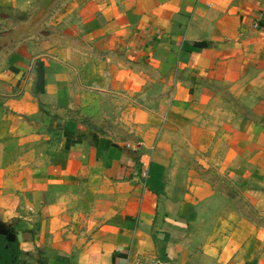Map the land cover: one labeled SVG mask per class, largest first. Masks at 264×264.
I'll use <instances>...</instances> for the list:
<instances>
[{
    "label": "crops",
    "instance_id": "0c3cea01",
    "mask_svg": "<svg viewBox=\"0 0 264 264\" xmlns=\"http://www.w3.org/2000/svg\"><path fill=\"white\" fill-rule=\"evenodd\" d=\"M58 17L65 44L0 99L10 263L264 264V0H72ZM184 142L220 148L252 217L170 160Z\"/></svg>",
    "mask_w": 264,
    "mask_h": 264
},
{
    "label": "rangeland",
    "instance_id": "374dc122",
    "mask_svg": "<svg viewBox=\"0 0 264 264\" xmlns=\"http://www.w3.org/2000/svg\"><path fill=\"white\" fill-rule=\"evenodd\" d=\"M71 1L20 0L17 7L0 8V99H5L14 90L21 95L22 88L17 89L16 84L19 82L21 87L28 79V75L21 74L30 73L41 55L47 51V45L58 46L63 41L64 24L58 16ZM17 74L20 76L16 79ZM185 144L169 148L170 160L178 163L182 171L187 172L186 168L193 170V176L210 183L221 198L215 208L227 210V204L230 203L234 210L238 209L252 217L253 211L244 193L246 191L243 192L242 187L236 183L232 184L226 177L227 173L225 175L219 171L218 163L223 159L220 148L213 152L208 150L204 159L202 152L188 150ZM259 219L264 228V214Z\"/></svg>",
    "mask_w": 264,
    "mask_h": 264
},
{
    "label": "trees",
    "instance_id": "16d2710c",
    "mask_svg": "<svg viewBox=\"0 0 264 264\" xmlns=\"http://www.w3.org/2000/svg\"><path fill=\"white\" fill-rule=\"evenodd\" d=\"M7 245V248H5ZM15 244H6L5 241L0 240V258L3 260L1 264H11L10 261L12 260L11 252L13 250Z\"/></svg>",
    "mask_w": 264,
    "mask_h": 264
}]
</instances>
